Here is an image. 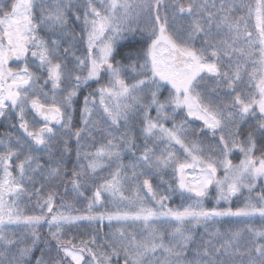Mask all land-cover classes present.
Returning a JSON list of instances; mask_svg holds the SVG:
<instances>
[{
  "label": "snow or ice",
  "instance_id": "snow-or-ice-1",
  "mask_svg": "<svg viewBox=\"0 0 264 264\" xmlns=\"http://www.w3.org/2000/svg\"><path fill=\"white\" fill-rule=\"evenodd\" d=\"M82 7L81 13L74 0H0V117L15 115L23 132L0 139V264H264V0H188L187 5L184 0H85ZM185 14L191 17L187 25L179 23ZM73 18L82 22L79 36L69 27ZM76 44L84 46L79 56L72 51ZM61 48L65 60L73 57L71 67L56 59ZM224 57L227 70L220 67ZM29 58L46 71L43 84L30 70ZM129 72L133 82L125 79ZM209 77L216 87L230 90V102L215 103L207 95ZM89 82L98 87L84 96L83 126L76 127L75 98ZM49 86L51 92L45 90ZM29 110L43 124L30 122ZM250 117L256 127L245 134ZM137 120L144 144L129 176L121 157L124 150L136 155ZM121 127L119 136L111 130ZM94 131L105 142L86 150L84 141ZM209 135L214 139L205 154L195 138ZM73 137L78 148L71 185L78 197L85 196L82 189L105 161L115 163L110 177L85 196L87 214L82 215H71V204L61 206L65 211L56 208V193L45 197L44 185L35 186L37 173L64 179V156ZM57 138L61 150L53 153ZM33 146L45 149L47 162H40ZM236 153L242 155L238 164L232 159ZM137 167L147 172L137 173ZM168 168L174 184L163 177ZM153 173L167 184L166 191L153 186ZM129 181L135 186L132 196L126 194ZM213 188L217 205H231L241 196L243 205L206 208ZM177 192L191 203L169 206ZM32 196L39 214H25L21 207L23 198ZM224 218H237L245 227L210 231ZM257 220L259 228L253 226ZM81 221L98 228L107 221L115 231L102 244L95 237L80 245L64 241L65 226ZM42 224L56 247L37 257ZM198 229L209 238L197 240Z\"/></svg>",
  "mask_w": 264,
  "mask_h": 264
},
{
  "label": "trees",
  "instance_id": "trees-1",
  "mask_svg": "<svg viewBox=\"0 0 264 264\" xmlns=\"http://www.w3.org/2000/svg\"><path fill=\"white\" fill-rule=\"evenodd\" d=\"M54 2V0H53ZM75 3H78L79 5H81L80 11L81 13L84 11L82 5L85 3V0H74ZM188 0H184L185 5H187ZM197 2H202V0H197ZM186 19H183L181 21H179V23H183L185 25L188 24V22L190 21L191 17H187V14H185ZM69 27L71 29H74L75 32L77 33V36H79L80 30H81V25L79 24V21H75L74 18L73 20L69 21ZM48 33L45 32H41L42 36L47 35ZM67 46V45H65ZM76 47L82 46V50H83V45L80 44H76ZM72 51H74L75 53L78 54V52L75 50V48L72 49ZM56 59L60 62L63 63H68L69 66L71 67L74 64V59L71 55H69L67 57V60L64 59V52H63V48H61L60 50V54L56 57ZM119 59V57H118ZM29 62H30V58H29ZM15 65V64H13ZM220 67L223 70H227L229 67V63H228V59L227 57H224L221 62H220ZM45 71H36L35 73L38 76H41L42 79L40 81L41 84H43V79L46 78L45 75L42 73ZM134 74L129 72L128 76L125 77V79L128 82H133L132 81V76ZM214 79L212 77L208 78V87H209V91L207 93V95H209L210 97H212L214 99L215 103H227L230 102L232 97L228 95V92L230 90L226 89L225 87H223L222 85L219 87H216L214 84ZM246 79V78H245ZM103 83H105V80L103 81ZM90 85H93V83H90ZM212 87H216L215 92L211 91ZM243 87V86H242ZM46 91L51 92L50 86L47 87L45 89ZM80 94V93H79ZM83 95V94H80ZM78 97L75 98V105L74 107L76 108V111L73 113V124L76 127H82L83 125L81 124V119H80V110L82 109L83 105H79L78 104ZM49 102H50V98H49ZM30 122L33 121L34 119L39 121L35 115L33 114H29L26 117ZM40 124H42L39 121ZM123 123V122H121ZM193 125L195 124H200V122L197 121H192L191 122ZM16 124V127L13 128L12 125ZM103 127L105 129H107V125H103ZM135 134L140 137V132H139V120L136 121L135 123ZM244 132L245 134H247V131L249 130H254L256 127V121L254 118H248V122L244 124ZM59 128V127H58ZM113 131V133L117 136H119L120 134L123 133L124 128H113L111 129ZM9 133H11L13 136L15 135H20L23 136V132L19 129V121L18 118L13 115V117L11 119H5V118H0V139H4ZM25 140H27V137H24ZM188 139L191 141L194 138L191 136V134H188ZM214 138L211 137L210 135L206 138L203 139L202 136H198L195 138L196 142L200 143L201 146L203 147L205 154H209L208 150H209V141H212ZM105 142V138L104 135H102L100 132L98 131H94L92 133V137L87 138L84 143L86 144V150H91V151H95V147H99L101 143ZM13 145L15 144V140H12L11 142ZM29 143H31V141H29ZM53 148L52 151L53 153H56L58 150H61V145L59 143V138H57V140L53 141ZM144 144V140L142 137H140L137 140V145L138 148L136 149L137 153L135 156H133L131 153H127L124 158V165H128L129 163H133L134 162V158H138L140 155V152L143 151L142 147H139L141 145L139 144ZM214 146V145H212ZM149 147H152V144H149ZM34 148V155H36L37 157L40 158V162L42 164H44L45 162L48 161V156L46 154L45 149L43 148H36L35 146H33ZM77 142L76 139L73 137L71 140H69V152L67 154H65L64 156V165L62 167V171H61V176L64 177V179H56V178H52V179H45L44 177H42L41 175L34 174L36 175V179H37V183H36V187L39 188L41 186V183L44 185V187L41 189L43 195L46 197L47 194L49 193V191L55 192V204H56V208H59L60 210H64L65 209L63 207H61L62 205L65 204H71L72 205V210L73 213H71V215H82V214H87V203L88 201L85 199L86 197H91L92 193L95 189V185L99 184L100 182H102V180L106 177H110V174L112 172L115 171V164L114 165H109L107 168L102 169V170H97V173L95 174V179L93 180L92 178L89 179V184L84 187L82 190L85 192V196H77L76 193L73 191L72 189V185H71V179L73 178L72 173H73V168L75 166H77V157H76V153H77ZM3 149V145H0V150ZM257 155H259V153H257ZM181 157V156H180ZM240 157H242V155L236 153L233 155L232 159H240ZM23 158V157H21ZM81 162L83 163H87V161H84L83 157H81ZM137 173L140 172H147V169H144L142 167H137ZM128 175H131V171H127ZM163 177L165 180L174 183V175L173 173L170 172H166V173H162ZM143 176L140 177V181L142 183L143 180ZM151 182L153 184L154 187L158 186L160 187V191L164 192L167 190V184H162L159 175L153 173L150 177ZM26 184H28L29 188L31 189V183L29 181H25ZM132 188H135L134 185L130 184L129 182H126V190H131ZM42 202V201H41ZM244 202V197L241 196L239 198L234 197L232 200L231 205H229L228 203H222L219 207L221 208H226V207H233L235 208L236 206H242ZM188 203H191V201L189 200H182L181 197L178 195L174 198H172L170 201H168L169 206L171 207H178L181 204L187 205ZM216 203L214 200V197L210 200H208L205 203V207L206 208H211V207H216ZM21 207L23 208V211L25 214H39L41 212V209L37 207V201H36V197L32 196L31 200L29 201L28 197H24L23 198V202L21 203ZM97 209H99L100 211H104L105 208L102 207L101 205H96L95 206ZM107 208L111 209L112 205L107 204L106 205ZM69 211V209L67 210ZM48 215V214H47ZM227 221V222H225ZM89 223H81L79 225H73V226H65V228L61 231L60 236L64 241H72L73 243L80 245L81 241H91L93 239V237H95V239L98 241V243L102 244L104 242V237L106 235H110L112 232L115 231V229H109L107 227V223H104V227L102 228H98L96 226H88ZM254 227L259 228L261 226L259 220H257L254 225ZM15 227V226H13ZM162 227H167L166 225H163ZM245 227L244 223L241 222L239 219L237 218H224L222 219L219 223H217L214 227L210 228V231H215V228H220L221 231H225L229 228L232 229H239V228H243ZM137 232H139V229H137ZM39 235H40V242L37 245V251L35 252V255L37 257H39L41 255V250L47 252L49 249L54 250L56 247V241L52 239L51 234H50V230L47 226H40L39 228ZM208 239V235L207 233L204 232L203 229H198L197 233H196V239L200 240V239ZM30 239V237H29ZM247 242V237L245 239V241H243L242 243H246ZM93 247H95L96 245H92ZM53 254H55V252L53 251ZM62 255V253H61ZM86 260H90V257H87Z\"/></svg>",
  "mask_w": 264,
  "mask_h": 264
},
{
  "label": "rangeland",
  "instance_id": "rangeland-1",
  "mask_svg": "<svg viewBox=\"0 0 264 264\" xmlns=\"http://www.w3.org/2000/svg\"><path fill=\"white\" fill-rule=\"evenodd\" d=\"M96 2L97 3H99V0H96ZM212 2V0H209V3H211ZM140 23L141 24H143V21H140ZM37 65H38V61L37 62H35V63H33V61H32V58H30V62H29V68H30V70L31 71H34V72H36V71H40L41 69L39 68V67H37ZM11 66H13V67H16V65H11ZM23 65H20V67H22ZM41 71H44V70H41ZM44 75H45V77H46V71L45 72H42ZM246 79H247V77H245ZM89 83H95V82H89ZM105 83H107V78H105ZM50 98V97H49ZM99 111H101V113H102V109H99ZM32 114V112L29 110V111H27L26 112V117H27V115H29V114ZM151 115L153 116V117H155V111L153 110V112L151 113ZM197 122H199V121H197ZM172 124V122L171 121H168L167 122V124H166V126H168V127H171L169 124ZM201 123V122H200ZM157 143H162V142H157ZM177 148H178V146H176ZM156 151H157V153H159V152H161V151H163V148H157L156 149ZM181 152H182V150H181ZM124 158H125V156L124 155H122V157H121V160H122V163L124 162ZM181 159H183V155H181V157H180ZM242 157H240V159H241ZM138 158H134V161L135 160H137ZM240 159H238V160H236V159H234L233 158V163L234 164H238L239 163V160ZM115 163L113 162V161H105V166L104 167H102V168H100V169H98V170H102V169H105V168H107L109 165H114ZM131 165H132V163H129L127 166V171H131L132 172V168H131ZM172 172L173 173V171H172V169L171 168H168V169H165L163 172L164 173H166V172ZM188 172L190 173L191 172V170H188ZM222 174V173H221ZM175 177H174V183H175ZM173 183V184H174ZM146 191V190H145ZM211 193H212V196H211V198H209L208 200H210V199H212L213 197H215V189L213 188L212 190H211ZM126 194L127 195H129V196H132V195H135L136 194V192H135V188H132L131 190H126ZM105 195V197H107V199H111V197L110 196H108V194L107 193H105L104 194ZM179 195V193L177 192L176 194H174L173 196H172V198H174V197H176V196H178ZM180 196V195H179ZM208 200H206L205 201V203L208 201ZM215 200V199H214ZM226 204L227 202H224V201H221L220 202V204L219 205H216V207H219L221 204ZM108 204H110V205H112L111 203H108ZM56 209H54V211H55ZM61 211H64V210H61ZM68 212H70V214L71 213H73V210H72V208L71 209H69V211ZM49 216L51 215V214H48ZM81 223H89V222H87V221H81V222H79V224H81ZM104 223H107V221H105ZM113 223H115V222H113ZM41 226H47L46 224H42ZM137 229H139V228H136V231H137ZM85 259L87 258V257H89L88 256V254H87V252H85Z\"/></svg>",
  "mask_w": 264,
  "mask_h": 264
},
{
  "label": "flooded vegetation",
  "instance_id": "flooded-vegetation-1",
  "mask_svg": "<svg viewBox=\"0 0 264 264\" xmlns=\"http://www.w3.org/2000/svg\"><path fill=\"white\" fill-rule=\"evenodd\" d=\"M79 24L82 26V22L79 21ZM74 48L78 52V54L75 53L77 56L81 55L83 53V51H84V47H83V50H82V46H79V47L75 46ZM13 63H15V62H13ZM96 87H98V85H96V84H93V85H91L89 87H83L81 92H80V94H83V95L78 94V96H77L78 99H79L78 100V104L79 105H83L84 96L87 95L89 92L94 91ZM97 112L101 113V111H99V109H97ZM139 145H143V143L142 144L140 143ZM123 152H128V151L124 150ZM136 153H137V151H136Z\"/></svg>",
  "mask_w": 264,
  "mask_h": 264
},
{
  "label": "water",
  "instance_id": "water-1",
  "mask_svg": "<svg viewBox=\"0 0 264 264\" xmlns=\"http://www.w3.org/2000/svg\"><path fill=\"white\" fill-rule=\"evenodd\" d=\"M39 118V117H38ZM40 119V118H39ZM41 121V120H40ZM43 122V121H42ZM53 127H59L58 125H53Z\"/></svg>",
  "mask_w": 264,
  "mask_h": 264
}]
</instances>
